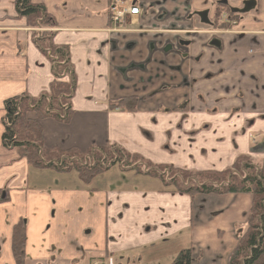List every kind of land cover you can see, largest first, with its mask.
I'll list each match as a JSON object with an SVG mask.
<instances>
[{"label":"crops","instance_id":"0c3cea01","mask_svg":"<svg viewBox=\"0 0 264 264\" xmlns=\"http://www.w3.org/2000/svg\"><path fill=\"white\" fill-rule=\"evenodd\" d=\"M15 1L0 0V264H15L11 234L20 220L26 227L25 254L33 264L47 261L52 247L66 262L80 256L81 246L108 243L116 253H132L146 242L172 253L195 248L200 255L192 262L198 264H227L248 227L249 194L168 191L156 178H148L143 188L128 181L120 189L98 190L84 186L76 174L71 181L60 178L65 180L58 186L41 184L45 175L31 172L2 141L3 104L20 95L36 99L51 82L74 76L68 121H40L46 149L74 148L87 155L93 147L114 146L198 174L230 169L236 161L256 167L264 159V13L246 16L227 30L201 29L183 51H171L177 57L171 66L181 80L177 85L189 89L180 111L169 110L174 105L167 101L164 112L132 114L108 103L135 96L125 83L132 80V64L141 61L132 55L131 41L125 39L123 48L120 38L140 28L144 12L116 28L109 19L111 0H31L44 7L49 19L44 23L42 11L22 15ZM113 65L121 77L111 79ZM160 85L161 91L171 89L159 83L147 93ZM85 229L91 235L101 229L102 237L91 246L73 238ZM143 259L146 264L159 260L132 256V264Z\"/></svg>","mask_w":264,"mask_h":264},{"label":"trees","instance_id":"16d2710c","mask_svg":"<svg viewBox=\"0 0 264 264\" xmlns=\"http://www.w3.org/2000/svg\"><path fill=\"white\" fill-rule=\"evenodd\" d=\"M31 0H16L15 6L22 15L43 12L44 23L48 22L43 6H33ZM50 52V51H48ZM66 63H69L67 58ZM68 71V70H67ZM71 73V69L70 72ZM76 87L74 76L70 81H53L47 90L38 98L33 99L25 95L14 96L4 101V116L2 124L5 129L2 134V141L6 146L16 150L18 158L24 159L26 163L36 170H50L57 173L75 172L78 180L86 187H92V180L97 176L109 171L106 164L112 154L103 150L107 156L105 164H100L102 155L96 150L92 155H85L77 149H46L43 146V134L40 121L46 118H54L58 121L67 122L72 113L70 99ZM70 95V96H69ZM137 99L133 96L120 100L109 101L108 107L112 110H123L127 113L136 111ZM110 148H114L111 146ZM118 148V147H117ZM118 159H126L125 166L134 164L138 159L137 154H129L118 148L115 149ZM84 156H86L84 158ZM87 158H93L95 165H84ZM119 161V160H118ZM243 162H245L243 160ZM252 163L251 161H247ZM256 167L236 161L230 169L223 171H207L206 181L203 185L196 184L186 188L179 184V181H168L165 175L157 171L142 170L135 166L132 170L134 176L155 177L163 184L162 189L168 191H178L188 194H249L251 204L248 212V227L245 233L239 238L235 249L228 257V264H264V159L256 161ZM162 167V166H160ZM166 167L169 171L173 168ZM163 168V167H162ZM122 170V169H121ZM123 171V170H122ZM242 171V172H241ZM125 172V171H124ZM230 176L229 181L228 177ZM186 178V177H185ZM209 179V180H207ZM129 185L128 181H124ZM182 183V182H181ZM132 184V183H130ZM261 224V225H260ZM11 254L15 264H29L26 257V227L23 220H20L12 229L11 234ZM200 255V251L184 249L180 250L172 260L171 264H191Z\"/></svg>","mask_w":264,"mask_h":264},{"label":"rangeland","instance_id":"374dc122","mask_svg":"<svg viewBox=\"0 0 264 264\" xmlns=\"http://www.w3.org/2000/svg\"><path fill=\"white\" fill-rule=\"evenodd\" d=\"M154 2H159L161 7L164 9L165 13L168 15V20L164 23L157 24V20L155 21V17L158 10L153 11V7L150 5ZM134 3L141 12H145L142 15V20L140 24V28L138 30H132V34H121V44L123 48L127 46V43L124 42L125 39H128L129 43H132V55L138 59L137 61L146 62L149 58V61L146 64V69L140 70L135 69L129 71V74L132 76V80L128 81L126 86L132 90V94L138 99L136 110L137 113L142 112H164L168 109L166 102L168 104H173L174 106H170L169 110H175L177 108L178 111L181 110V107L185 103V99L189 97V89L186 86H178L177 83L179 81V77L177 76L175 71L171 70V66L177 63V57L173 55L168 49L171 47V51H177L180 49V45L178 44V40L176 39V35H172L169 33V30L172 28H180V29H196L202 28L200 16L199 14L205 12L203 8L209 5L210 0H134ZM196 5V6H195ZM191 10V12H189ZM208 22H213L214 16L213 14H209L207 16ZM128 28V26H126ZM135 29V28H132ZM181 39H188L189 37L186 35L180 36ZM152 49V50H151ZM151 54V55H150ZM182 55L181 53H179ZM140 63V62H139ZM173 63V64H172ZM115 75L121 77L122 74L119 73L118 68L116 66H111V79L115 78ZM181 83V80L179 81ZM165 83L166 85H170L171 89H167L161 91L160 89L165 88V86L160 85L157 89L152 90L151 93H147V91L157 84ZM174 100V101H173ZM106 125V124H105ZM101 130L107 136L108 130L107 126L105 128H101ZM99 147L91 148L89 150V155H92L94 150H98ZM86 156H84L85 158ZM87 161V160H86ZM121 162L122 159L120 158ZM110 162L107 164V166ZM136 166L145 170V164L148 166H152L154 162H151L139 155L138 159L134 162ZM163 167V166H162ZM158 166H154L155 171L159 174H163V168ZM181 170L178 172L174 170L172 172L173 179ZM31 172L37 173L39 175H45L40 178L41 184H49L52 185L55 183L57 186L68 179L67 181H71L72 178L70 176L75 175V172H66L57 173L55 171H40L31 168ZM211 172V171H209ZM68 173V174H67ZM71 173V174H69ZM49 176V177H46ZM62 180L60 178L64 177ZM51 177V178H50ZM47 178V180H45ZM147 176H134L133 173H130L129 170L125 172L120 169L119 166H114L112 170L106 171L105 173L97 176L93 181V189H120L125 184L124 181L132 182V188H143V183H147L150 181ZM196 180L195 183L203 182L205 180L204 177L200 176L198 173L195 174ZM152 179V178H151ZM167 179V176H166ZM158 185H160L159 181L155 179ZM146 184L145 186H148ZM249 219V216H247ZM261 225V224H260ZM98 233V234H97ZM103 232L94 231L92 235L84 236L81 231L77 233L74 232L73 238H76L81 243L88 245L94 239H98L102 237ZM165 246L159 243L146 242L144 243L139 250L133 251L132 253H116L113 255L114 259H117L115 264H132V256L135 257H145V256H153L158 258L159 260L151 262V264H161L166 261H172L177 253H172L169 250L165 251ZM122 254H130L122 256ZM194 259V258H193ZM128 260V261H126ZM211 259L207 261L210 263ZM219 261L215 263L218 264ZM192 263L198 264L197 261ZM204 263V262H203ZM41 264H46L45 262H41ZM51 264H69L63 263L55 260ZM84 264V262H81ZM140 264H146L143 259ZM222 264V263H219ZM228 264V262H227Z\"/></svg>","mask_w":264,"mask_h":264},{"label":"flooded vegetation","instance_id":"af4514ba","mask_svg":"<svg viewBox=\"0 0 264 264\" xmlns=\"http://www.w3.org/2000/svg\"><path fill=\"white\" fill-rule=\"evenodd\" d=\"M262 1L263 0H210L209 5H207L206 7L203 8V11L206 10L205 12L202 13V16L205 18V22L203 21V18L200 16L201 26H203L202 28H196V29L174 28V29H170L169 33L172 35L173 34L176 35V39L178 40V44L180 45V49L183 51V49H185V47H188V45L191 43L192 38L195 37L196 35H198L199 32H204L207 29H211L214 32L220 31V30H227L231 25L235 24L236 22L244 20V18L246 16H249V15H251L253 13H257V12L260 14L264 13L263 12L264 6L262 7ZM131 2H132V8H136L138 11V14L136 16L141 15L142 12L139 9V7H137L135 5L134 0H131ZM150 7H153V11L158 10L156 17H155V20L158 21L157 24L164 23L168 20V18H167L168 15L165 13L164 9L161 7L159 2L152 3L150 5ZM247 8H249V10L247 12L241 13L242 10H245ZM189 12H191V10ZM209 14H213V16H214L213 22H208L207 16ZM136 16H132V18L136 17ZM130 19L131 18H129L128 20H130ZM251 25H254V24H251ZM201 29L204 31H202ZM183 35H186L189 38L188 39H181L180 36H183ZM168 50L171 52V47ZM149 58H150V56H149ZM149 58L146 62H140L139 64L133 63L132 69L133 70L140 69V70L145 71V69L147 68L146 64L149 61ZM170 68H172V67H170ZM123 71H128V70H123ZM172 71L177 72L176 70H172ZM133 97H135V96H133ZM121 99H123V98H121ZM137 102H138V99H137ZM108 105H109V103H108ZM114 110H117V109H114ZM255 139H256V137H252V140H255ZM110 147L108 150L105 148H100V147L98 150H96L98 153H100L102 155V159L100 161V164H102V165L105 164V160H107L106 159L107 156L103 152V150H107V152L109 151V153L112 154V156H113L112 159L110 158L109 160H107L108 163L110 162V164L108 166L106 164L107 169L110 168L112 170V168L114 166H119L120 169H122L123 171L129 170L130 173H132V170L136 166V164H133V165L130 164V165L125 166L126 159L124 157H123L121 162L118 161L119 155L116 154V152H115V149L117 150L118 148L114 147L112 149ZM83 164L84 165H90L93 167L95 165V160L93 158L92 159L87 158L84 160ZM154 166L158 167V166H162V165L153 164L152 166H148L147 164H145L144 169L146 171L148 170V172L149 171H155ZM167 167H170V166H167ZM173 171H174V169H173ZM173 171H169L168 169H166V167L163 166V171H162L163 174L162 175L167 176L168 181L176 180V178H177V181H179V184H181L183 187L186 186V188H188L190 186H194L196 184H199L198 181H197V183L194 182L196 180V178H195L196 173H187V172L181 170L173 179H171ZM210 171L215 172V170H210ZM176 172H178V170H176ZM205 173H201V174H205ZM147 177H149V176H147ZM202 177L206 178V175H204ZM150 178L154 179L155 177H150ZM229 179H230V176L228 177L227 182L229 181ZM207 180H209V179H207ZM158 181H160V180H158ZM204 181H206V179ZM200 185H203V184L201 183ZM173 191H175V190H173ZM91 233H92L91 229H85L83 231L84 236L91 235ZM93 244H95V243H93ZM88 246H91V245L89 244ZM50 250L52 251V253H51L50 258L47 261H45L46 264H51L55 260L63 262V263H69V264H81V262H84V264H92L93 261L94 262L95 261H101V262H105L106 264H115V262H117L116 261L117 259L113 258V255L116 254V252L109 248L108 243L102 245L101 247L94 245L92 247L84 248L81 246L79 248V251L81 252L80 256L71 258V259L67 260L66 262L62 261L56 255V252H53L54 251L53 247ZM122 256H125V255L122 254ZM126 261H128V260H126ZM30 264H33V262L32 263L30 262ZM34 264H41V262L35 261Z\"/></svg>","mask_w":264,"mask_h":264},{"label":"built area","instance_id":"2783aa9c","mask_svg":"<svg viewBox=\"0 0 264 264\" xmlns=\"http://www.w3.org/2000/svg\"><path fill=\"white\" fill-rule=\"evenodd\" d=\"M110 19L114 24L122 22L128 16H135L138 14L136 8H132L129 0H112L110 7ZM92 264H106L101 261H93Z\"/></svg>","mask_w":264,"mask_h":264},{"label":"water","instance_id":"95a60500","mask_svg":"<svg viewBox=\"0 0 264 264\" xmlns=\"http://www.w3.org/2000/svg\"><path fill=\"white\" fill-rule=\"evenodd\" d=\"M248 10H249V8H247V9H245V10H242L241 13H245V12H247ZM199 16H201V17L203 18V21L205 22V18L202 16V13L199 14ZM11 148H13V147H11Z\"/></svg>","mask_w":264,"mask_h":264}]
</instances>
